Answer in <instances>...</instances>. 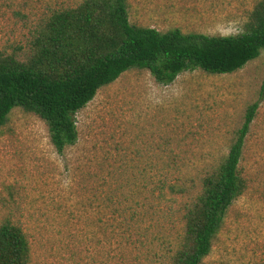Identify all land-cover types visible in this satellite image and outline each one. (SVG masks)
Listing matches in <instances>:
<instances>
[{
	"label": "rangeland",
	"instance_id": "rangeland-1",
	"mask_svg": "<svg viewBox=\"0 0 264 264\" xmlns=\"http://www.w3.org/2000/svg\"><path fill=\"white\" fill-rule=\"evenodd\" d=\"M257 1L127 4L129 21L138 26L228 36L242 31ZM81 2L0 0V54L26 59L47 17ZM263 77L264 53L235 73L185 72L166 86L146 71L126 72L77 113L79 140L64 155L51 145L40 118L14 109L0 128V224L9 220L22 227L31 264H111L110 209L102 196L124 186L134 167L163 166V152L173 150L180 154L184 175L196 184L193 196L178 198L171 219L161 217L155 230L159 240L174 242L182 231V208L199 191L197 177L228 152L247 106L258 99ZM239 169L247 189L229 208L202 264H264V99ZM91 196L97 198L92 202ZM138 257V264H163L143 253Z\"/></svg>",
	"mask_w": 264,
	"mask_h": 264
},
{
	"label": "trees",
	"instance_id": "trees-1",
	"mask_svg": "<svg viewBox=\"0 0 264 264\" xmlns=\"http://www.w3.org/2000/svg\"><path fill=\"white\" fill-rule=\"evenodd\" d=\"M262 53L264 0L255 3L242 31L228 36L183 33L178 28L158 31L130 23L127 0H82L75 8L47 17L26 59L0 54V128L14 109L34 114L45 123L57 154L64 155L79 140L77 113L122 74L146 71L166 86L185 72L235 73ZM263 99L264 77L258 99L247 106L228 152L206 164L197 177L199 191L182 208V231L174 242L165 236L159 240L155 230L161 217L171 219L178 198L193 196L196 187L179 166V152L164 151L161 167L132 168L124 186L102 196V204L110 209L111 264H138L140 253L163 264H202L229 208L247 189L239 165ZM31 260L22 227L9 220L0 224V264Z\"/></svg>",
	"mask_w": 264,
	"mask_h": 264
}]
</instances>
